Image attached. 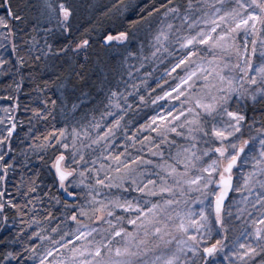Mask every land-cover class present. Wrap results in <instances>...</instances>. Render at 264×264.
<instances>
[{"label":"snow or ice","instance_id":"1","mask_svg":"<svg viewBox=\"0 0 264 264\" xmlns=\"http://www.w3.org/2000/svg\"><path fill=\"white\" fill-rule=\"evenodd\" d=\"M2 7L0 49L29 45L40 53L34 62L59 61L64 73L61 104L45 96L32 110L62 125L27 146L55 191L43 193L49 208L39 221L29 217L41 199L32 194L43 192L39 170L21 172L12 185L20 202L7 192L9 173L24 166L9 152L25 121L14 119L17 104L0 116V264H264V0H2ZM161 57L169 65L155 89L150 72L136 79ZM73 81L96 90V108L80 114L96 99L88 92L65 102ZM141 86L158 111L130 130L131 104L121 101L147 106ZM45 221L55 226L42 229Z\"/></svg>","mask_w":264,"mask_h":264},{"label":"trees","instance_id":"2","mask_svg":"<svg viewBox=\"0 0 264 264\" xmlns=\"http://www.w3.org/2000/svg\"><path fill=\"white\" fill-rule=\"evenodd\" d=\"M98 3H107L108 0H97ZM135 2V0H133ZM148 3H153L155 0H147ZM3 12L2 0H0V13ZM46 27V25H45ZM44 33H37V39L40 43L44 42ZM17 44H20V41H16ZM0 55L8 61L7 67L0 66V116L11 115L12 113H5V108L11 107L13 104H17L19 107L15 109L14 119H23L25 121L24 124L18 125V129L16 133L13 135L12 139V149L14 151L9 152V156L15 155L18 161L23 163V167L17 169L15 172H10L8 177V188L7 192L10 196L16 199L17 202H20V197H17L16 193L12 189V185L16 183V181L20 178L21 172L26 175H33L37 170L41 172L44 183L40 185L43 189V192L34 193L32 195H39L41 197L39 201L38 208L29 213V217L33 214L37 216V220H40L41 216H46L47 213L44 209L49 208L47 197H44L43 193H49L50 195H55L54 189H49L46 185L51 184V179L49 176L44 175L45 166L42 165L40 160L36 159V154L32 153L28 150V145L32 143V137L36 136L37 133L42 135L47 134L50 128L55 125L57 127L62 126L58 123V120H52L51 118H34L33 109L43 107V99L45 96H49L52 99L57 100V106L61 104L60 93L61 89L58 87L60 83L63 82L62 75L64 73V69L60 68V62L55 60H46L43 56H40L39 61L34 62L35 56H39V52L32 51L29 45H23L18 47L17 52L13 53L11 48L5 44L3 49H0ZM17 55L23 57L25 59V64L21 65L18 63L16 57ZM33 59H29V57ZM169 65V61H165L163 57H161V63L157 64L155 68L149 67L148 63H145L143 69L140 70L139 74L134 73L137 80L144 79L143 73L150 72L152 75L147 78L148 86L155 89L157 84L159 83L158 78L163 74V70L167 68ZM60 76V79L57 77ZM21 77H23V81L21 82ZM167 79V77H165ZM44 81H56V84L51 86L50 89H46L45 92L41 93L37 90V85L43 87ZM77 84L75 91H69L64 93V100L70 106L71 103L77 102V98L85 99L81 97V93L88 92L90 96L96 97L91 101H87L83 104V108L81 110V115L85 112H89L90 110L97 107V99L100 97L96 96V90L89 88L88 86L83 85L80 82L73 81ZM171 83V81H168ZM20 83L19 90L16 89L15 85ZM134 83V81L129 80V86ZM162 87V86H161ZM139 94L145 97V101L147 102V106H145L144 102L139 101V99L129 100L127 102L121 101V103H130L131 107L127 109L126 119L131 121L130 125H127L130 130L134 128L137 124L143 123L144 119L153 115L154 111H157V108L151 104V100L155 98L153 93H149L147 88L141 86L139 89ZM136 93L132 92L131 96L135 97ZM139 104L138 108L136 105ZM114 118V117H112ZM59 119V118H58ZM111 119V118H110ZM109 119V122H110ZM29 121L31 123H29ZM3 126V122L0 121V127ZM31 128V132L28 136L24 135L25 132L29 131ZM120 133L117 134L118 143L120 138ZM3 151H9L7 148H4ZM27 157V160H25ZM30 161V162H29ZM134 194V193H133ZM61 195H63L61 193ZM61 206L57 205L56 208ZM56 208L51 209L53 211V215H56ZM27 211V209H25ZM9 217H13L15 215V210L7 211L6 213ZM17 222L21 219H25L24 217H16ZM42 229H48L50 227H54L55 223L49 225L46 221L41 222L40 224ZM9 231H15V227L12 224L11 219L7 225ZM36 225L32 226V230H35ZM27 231V229H26ZM0 233H3V229H0ZM5 235L7 233H4ZM47 235V232H44ZM35 239V238H33Z\"/></svg>","mask_w":264,"mask_h":264},{"label":"water","instance_id":"3","mask_svg":"<svg viewBox=\"0 0 264 264\" xmlns=\"http://www.w3.org/2000/svg\"><path fill=\"white\" fill-rule=\"evenodd\" d=\"M63 195H65L63 192H61Z\"/></svg>","mask_w":264,"mask_h":264},{"label":"rangeland","instance_id":"4","mask_svg":"<svg viewBox=\"0 0 264 264\" xmlns=\"http://www.w3.org/2000/svg\"><path fill=\"white\" fill-rule=\"evenodd\" d=\"M157 103H160V102H157ZM157 111H158V109H157Z\"/></svg>","mask_w":264,"mask_h":264}]
</instances>
